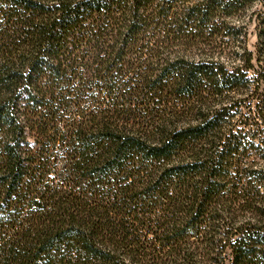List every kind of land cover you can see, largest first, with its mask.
Masks as SVG:
<instances>
[{"label":"trees","instance_id":"trees-1","mask_svg":"<svg viewBox=\"0 0 264 264\" xmlns=\"http://www.w3.org/2000/svg\"><path fill=\"white\" fill-rule=\"evenodd\" d=\"M263 82L264 0H0V264H264Z\"/></svg>","mask_w":264,"mask_h":264},{"label":"rangeland","instance_id":"rangeland-1","mask_svg":"<svg viewBox=\"0 0 264 264\" xmlns=\"http://www.w3.org/2000/svg\"><path fill=\"white\" fill-rule=\"evenodd\" d=\"M246 22V21H245ZM246 24V23H245ZM247 34L245 36L244 45L246 49L250 52H254L255 44H256V32H255V25L253 22L247 23ZM234 50V49H233ZM231 64V63H230ZM229 67V65H228ZM264 88V82L261 84Z\"/></svg>","mask_w":264,"mask_h":264}]
</instances>
